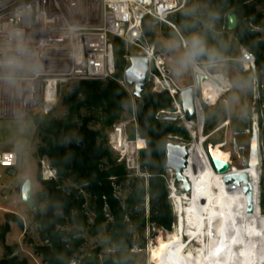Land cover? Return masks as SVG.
Listing matches in <instances>:
<instances>
[{
    "label": "trees",
    "instance_id": "1",
    "mask_svg": "<svg viewBox=\"0 0 264 264\" xmlns=\"http://www.w3.org/2000/svg\"><path fill=\"white\" fill-rule=\"evenodd\" d=\"M263 11L264 0H187L185 9L180 11L181 25L190 34L203 32L202 24L221 32L227 29L228 16L234 15L236 24L227 30L239 45L255 55L261 70L264 38L253 27L264 24ZM150 23H144L146 38ZM228 52L227 49L226 56ZM127 57L123 48L116 49L113 78L69 82L68 90L61 95L65 109L62 117L33 116L39 139L37 159H45L54 171L50 179H41L38 174L40 189L32 195L30 209L38 237L32 247L44 264H134L133 250L146 245V227L168 231L175 223L165 147L169 138H185L187 131L178 121L158 115L173 109L168 93L145 89L142 105L135 103L136 132L145 141L139 152V166L147 177L128 171L107 144L112 125L124 113H131L130 97L117 82L124 76ZM204 131H208V126ZM7 231L5 226L3 234ZM83 233L94 238L102 236L104 241L84 252ZM174 243L172 233L152 253ZM15 248L16 245L5 247L7 253L0 264H28L26 259L14 255ZM152 263L155 264L154 259Z\"/></svg>",
    "mask_w": 264,
    "mask_h": 264
},
{
    "label": "built area",
    "instance_id": "2",
    "mask_svg": "<svg viewBox=\"0 0 264 264\" xmlns=\"http://www.w3.org/2000/svg\"><path fill=\"white\" fill-rule=\"evenodd\" d=\"M186 1L0 0V105L16 108L19 103L22 105L26 101L36 100L40 103L41 113L46 115L50 112L61 85L72 81L113 78L115 65L111 38H119L125 45L138 50V54L130 56H141L148 60L146 89L168 93L173 109L160 111L159 116L177 118L193 141L196 137L200 140L202 135V144L205 143L208 154L211 146L222 150L229 147L225 150L230 154L226 173L234 168L249 166L253 160L258 171L256 204L264 232V69L257 68L255 55L251 51L239 46V55L230 60L238 64L242 73L250 76L249 96L245 103L247 125L242 131L233 129L230 132L233 126L227 117L205 132L203 109L215 106L222 95L232 89V84L222 73L209 72L208 65L211 63L192 61L190 86L196 90L194 103L197 118L186 121L180 99V92L186 87L180 86L169 72L165 53L159 51L143 33L146 20L164 23L177 33L182 48L186 50L187 43L167 19L169 15L184 10ZM253 29L260 32V27ZM12 57L20 58L23 68L9 67L7 61ZM37 65L38 70L33 71ZM200 77L217 88L218 95L213 100L205 96L203 81L197 87L196 82ZM117 82L130 97L131 116L112 125L107 144L128 171L147 177L139 166V152L145 147V141L136 132L137 111L133 87L126 82L124 76ZM200 116L201 131L195 124ZM237 121L236 118L235 124ZM128 126L135 130L133 139L127 137ZM218 132H222V140L212 144L210 138ZM232 157L236 159L237 166L233 165ZM17 161L15 151L0 150V170L15 167ZM40 164L44 179L54 177V171L45 159L40 160Z\"/></svg>",
    "mask_w": 264,
    "mask_h": 264
},
{
    "label": "rangeland",
    "instance_id": "3",
    "mask_svg": "<svg viewBox=\"0 0 264 264\" xmlns=\"http://www.w3.org/2000/svg\"><path fill=\"white\" fill-rule=\"evenodd\" d=\"M180 13L181 12L171 14L167 17V19L175 24L179 31L187 38L188 35L184 33L181 25L182 16ZM207 29L208 32L212 33L213 30L211 31L210 28ZM149 30L150 34L147 36V39L148 41L150 40L151 43H153L158 49L173 52L178 59L185 52L181 46L177 33L166 24L151 22L149 24ZM206 33L207 32L204 34L206 35ZM260 34L264 37V24L260 27ZM220 35H226V48L230 52H228V56L222 60L208 62L211 63V65H208V71L211 73H222L227 76L232 84V89L222 95L215 106L203 109L205 116L203 129L208 126L209 131L228 117L232 121L231 126H233L230 129V132L233 129L242 131L247 125L245 117V103L247 101V97L249 96L248 85L250 76L242 73L238 64H236L233 60H230L231 58H236L239 55L240 46L235 41L231 31L224 28L220 32ZM192 37H199L203 40L207 49L209 48V44L207 43L213 42L204 41V38L197 34ZM192 37H190L189 40ZM111 40L115 46L114 52L116 49L119 50L123 48V51L127 53V56L138 54V50L135 47L125 45L119 38L112 37ZM128 64L129 62L127 61L126 66H128ZM178 83L180 86L192 83V77L189 73L188 67L181 69V77L178 78ZM67 85L68 83L61 85L58 89L57 96L52 104L51 110L47 113L51 117L60 118L63 116L65 109L61 105L60 100L62 93L68 90ZM34 115L38 117L45 116L41 113L40 103H37L36 100L26 101V103L22 105L19 103L16 105V108H14L13 115H0V150L3 148L9 149L13 146L18 157L17 165L15 167L8 170H0V259L7 253L5 249L6 246L16 245L14 255H17L19 259H26L28 264H44L35 254L32 247V244L38 243V237L35 227L31 223V210L24 203H22L20 199V186L25 179L31 180L32 195L40 189L38 174L41 179H44L40 160L37 159L39 139L35 133V125L33 121ZM130 116V113L126 112L122 115V118L119 121L127 120ZM236 118L238 121L235 124L234 121ZM184 129L187 131V137H171L167 143L172 145L190 146L193 140L188 130L185 127ZM126 134L129 139H133L135 137L134 130L131 126L127 127ZM196 139L199 140L198 137H196ZM221 140L222 132H218L210 138V142L212 144L220 142ZM203 148L206 151L205 143H203ZM227 149H229V147L223 148V150ZM231 160L233 165L237 166L236 159L232 157ZM166 171L169 199L172 206V212L175 216V223L168 231L153 228L151 226L146 227V245L143 249L136 248L133 250L134 264H153V259L155 260V264H157L160 251L153 254V249H155L160 243L167 240L172 233H175L176 243V239L180 233L181 226L178 219V212L187 202L184 200L179 202L176 199V195L182 192L183 181L177 183L175 180V172L171 169H167ZM262 207H264V204ZM144 213H147L146 201L144 204ZM19 222H21L22 227ZM5 226L8 227V231L3 234V228ZM83 236L85 238L84 252L89 251L96 245L102 244L104 241L102 236L94 238L88 236L86 233H83ZM184 241L185 251L190 248H195V243L191 242L188 237L185 236ZM102 253L111 254L112 251L102 250Z\"/></svg>",
    "mask_w": 264,
    "mask_h": 264
},
{
    "label": "bare ground",
    "instance_id": "4",
    "mask_svg": "<svg viewBox=\"0 0 264 264\" xmlns=\"http://www.w3.org/2000/svg\"><path fill=\"white\" fill-rule=\"evenodd\" d=\"M202 83L205 96L213 100L217 88L207 80ZM195 124L201 131V116ZM202 140L201 135L187 146L182 178L188 189L176 195L179 202H187L178 212L180 233L174 245L161 248L157 264H263L264 232L256 204L258 171L253 160L249 166L230 170L234 177L226 182L225 174L213 169L209 155L227 163L230 154L214 146L208 154ZM250 191L255 202L253 213L247 202ZM185 236L195 248L184 250Z\"/></svg>",
    "mask_w": 264,
    "mask_h": 264
},
{
    "label": "water",
    "instance_id": "5",
    "mask_svg": "<svg viewBox=\"0 0 264 264\" xmlns=\"http://www.w3.org/2000/svg\"><path fill=\"white\" fill-rule=\"evenodd\" d=\"M228 29H233L236 24V18L234 15H229L227 18ZM128 66L124 70V77L126 82L133 87V96L136 101L142 105L143 94L146 89V75L148 73V60L141 56H130L128 58ZM204 80V77H200L197 80V87L200 82ZM196 96V90L193 86H188L180 92L181 106L186 121H193L197 118L194 97ZM166 120L177 121L175 117L165 116L162 117ZM210 156V162L212 167L220 174H225V181L230 182L234 174L226 173L228 164L224 161H220ZM188 148L186 145H172L166 144L165 147V167L175 172L176 182L183 181V188L188 189V183L183 180L182 172L187 165ZM20 199L28 208H32V189L31 180L25 179L20 186ZM247 202L250 204V211L254 212V196L251 191L247 195ZM34 210V209H33Z\"/></svg>",
    "mask_w": 264,
    "mask_h": 264
},
{
    "label": "crops",
    "instance_id": "6",
    "mask_svg": "<svg viewBox=\"0 0 264 264\" xmlns=\"http://www.w3.org/2000/svg\"><path fill=\"white\" fill-rule=\"evenodd\" d=\"M175 26V24H173ZM176 27V26H175ZM202 28H204L203 32H201L200 34H197V35H200V37L202 36L204 38V41H213V42H210V43H207L209 44V48L208 50H210L213 55L210 57L208 52H205L199 56H197L193 62H196V63H200V64H205V63H208V62H211V61H215V60H222L226 57V51H227V48H226V43L225 41H227V39L224 37V35H220V32H213L212 30V33L211 32H208V29L209 26L205 25V24H202ZM172 29V28H171ZM179 35L184 39V41L188 44L189 42V38L192 37L193 35H196V34H190V33H186L184 31V33H186L188 36L187 38L179 31V29L176 27ZM227 29H228V26H227ZM230 30V29H229ZM205 32L206 35L204 34ZM222 41V42H221ZM224 41V42H223ZM159 51L165 53L166 55V61H167V66H168V69H169V72L172 74V76H174L177 81H178V78L181 77V70H177V61L179 60L176 56H175V53L173 52H168L166 50H160L158 49ZM184 51L186 50L183 49ZM188 69H189V73H190V64L188 66ZM191 74V73H190ZM190 84H185L183 85L182 87H188L190 86ZM14 108H6V107H3V105H0V113L2 115H13L14 113ZM3 149H8V148H3ZM1 149V150H3ZM13 151L14 148L13 146L11 148H9Z\"/></svg>",
    "mask_w": 264,
    "mask_h": 264
},
{
    "label": "clouds",
    "instance_id": "7",
    "mask_svg": "<svg viewBox=\"0 0 264 264\" xmlns=\"http://www.w3.org/2000/svg\"><path fill=\"white\" fill-rule=\"evenodd\" d=\"M187 50L181 55L179 60L177 61V70L185 69L192 63V61L199 55L208 52L211 57L213 53L208 50L199 37H192L188 44ZM7 65L11 68H23L24 64L20 58L12 57L7 61ZM38 70V65L33 68V71Z\"/></svg>",
    "mask_w": 264,
    "mask_h": 264
}]
</instances>
